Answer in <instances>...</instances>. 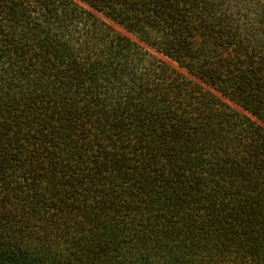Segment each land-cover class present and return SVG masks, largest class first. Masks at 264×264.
<instances>
[{"label": "trees", "instance_id": "16d2710c", "mask_svg": "<svg viewBox=\"0 0 264 264\" xmlns=\"http://www.w3.org/2000/svg\"><path fill=\"white\" fill-rule=\"evenodd\" d=\"M0 264H264V0H0Z\"/></svg>", "mask_w": 264, "mask_h": 264}]
</instances>
